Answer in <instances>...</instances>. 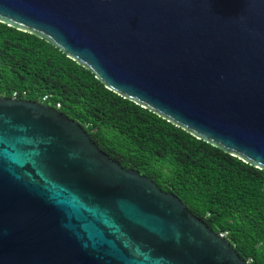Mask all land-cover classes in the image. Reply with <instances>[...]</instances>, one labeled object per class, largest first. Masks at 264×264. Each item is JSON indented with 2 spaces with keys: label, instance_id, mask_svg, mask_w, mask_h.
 <instances>
[{
  "label": "water",
  "instance_id": "1",
  "mask_svg": "<svg viewBox=\"0 0 264 264\" xmlns=\"http://www.w3.org/2000/svg\"><path fill=\"white\" fill-rule=\"evenodd\" d=\"M107 89L264 171V0H0ZM0 264H249L56 109L0 98Z\"/></svg>",
  "mask_w": 264,
  "mask_h": 264
},
{
  "label": "trees",
  "instance_id": "2",
  "mask_svg": "<svg viewBox=\"0 0 264 264\" xmlns=\"http://www.w3.org/2000/svg\"><path fill=\"white\" fill-rule=\"evenodd\" d=\"M15 92L77 122L110 159L226 233L249 264H264L263 170L115 94L46 41L0 23V98Z\"/></svg>",
  "mask_w": 264,
  "mask_h": 264
},
{
  "label": "built area",
  "instance_id": "3",
  "mask_svg": "<svg viewBox=\"0 0 264 264\" xmlns=\"http://www.w3.org/2000/svg\"><path fill=\"white\" fill-rule=\"evenodd\" d=\"M25 95H26L25 92H22L21 94L15 92V93L12 94V96H11L10 98H14V99H24ZM46 100H47V97H46V96L42 98V101H43V102H45ZM42 104H43V103H42ZM57 107H59V106L57 105ZM219 235H220L221 237H224V238L226 237V233L219 234ZM247 262H248V261H247ZM248 263H249V262H248Z\"/></svg>",
  "mask_w": 264,
  "mask_h": 264
}]
</instances>
